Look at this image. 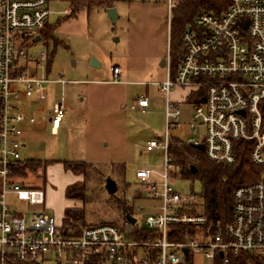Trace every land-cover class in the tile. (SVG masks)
<instances>
[{
  "label": "built area",
  "instance_id": "built-area-1",
  "mask_svg": "<svg viewBox=\"0 0 264 264\" xmlns=\"http://www.w3.org/2000/svg\"><path fill=\"white\" fill-rule=\"evenodd\" d=\"M49 6L50 0H0V264L46 260L54 264H189L192 252H205L212 262L219 258L222 264L242 254L264 258V119L260 109L264 101V0H231L220 15L200 13L182 37L184 52L174 75L170 54L165 61L166 79L156 85L165 101L166 132L146 147L149 152H163L164 170L136 174L144 192L160 204L143 222L158 236L139 240L129 237L135 225L127 220L122 228L101 224L74 235L45 211H29L28 217L14 211L7 201L12 195L32 207L45 205L42 189L17 182L25 164L23 126L36 123L18 102L22 98L44 100L47 85L66 84L62 75L56 80L38 76L46 53L36 59L29 55L35 39L42 40L49 25ZM112 72V83H121V69L114 67ZM175 88L206 91L204 100L194 105L190 123L194 133L203 132L202 140L193 137L187 144H204L210 161L231 166L236 163L235 144L250 142L251 161L262 170L257 182L235 190L233 221L223 232L213 234L205 216L184 212L193 198L182 196L171 185L172 180L181 179L169 154L171 131L179 128L182 116L179 104L171 99ZM148 107L149 101L141 97L131 109L145 113ZM67 113L64 102L54 104L49 119L53 133L61 129ZM155 175L162 180L160 184L153 182ZM173 225L197 228L196 238L170 241Z\"/></svg>",
  "mask_w": 264,
  "mask_h": 264
},
{
  "label": "rangeland",
  "instance_id": "rangeland-1",
  "mask_svg": "<svg viewBox=\"0 0 264 264\" xmlns=\"http://www.w3.org/2000/svg\"><path fill=\"white\" fill-rule=\"evenodd\" d=\"M114 7L118 19L113 23L104 7L81 8L72 13L66 2L50 3L53 37L34 43L29 55L34 59L41 53L52 57L49 72L45 61L38 76L56 80L62 75L66 84L47 85L44 100L23 98L18 102L23 113L36 119L34 125L23 127L27 147L22 157L41 161L44 166L37 171H23L17 182L25 188L42 189L45 205L32 207L9 195L7 201L14 211H23L30 217L29 211L43 210L61 225L65 210L77 206L84 209L88 224L121 225L123 214L115 197L128 204L138 224H143L160 206L144 192L136 174L140 170L156 174L164 170L163 152H149L146 147L148 142L162 139L166 132L165 101L156 84L165 81L167 75L169 0H131ZM93 60L97 67L92 66ZM115 66L122 69L123 83H111ZM191 93L189 88H175L171 93L172 101L182 111L180 126L171 131V136L185 143L193 137L202 140L203 136V132L196 134L190 129L194 104L187 98ZM141 97L149 101L145 113L131 109ZM61 102L68 108L67 118L54 134L49 119L54 104ZM64 162H85L96 168L88 183L93 191L85 207L82 202L66 198L67 187L82 182L83 176L66 170ZM108 177L118 186L114 196L105 189ZM153 182L160 184L162 180L155 175ZM171 185L182 196H195L192 204L201 211L204 200L199 182L175 179ZM189 264L222 263L219 258L212 262L205 252H192Z\"/></svg>",
  "mask_w": 264,
  "mask_h": 264
},
{
  "label": "trees",
  "instance_id": "trees-1",
  "mask_svg": "<svg viewBox=\"0 0 264 264\" xmlns=\"http://www.w3.org/2000/svg\"><path fill=\"white\" fill-rule=\"evenodd\" d=\"M69 5L72 13L81 8L104 7L111 8L119 2H131V0H63ZM231 0H171V34H170V59L171 71L174 75L177 69L180 56L184 52L182 37L189 25H193L196 17L203 12L220 15L230 6ZM54 28L47 26L42 33V40H49L53 37ZM59 43H56L58 45ZM51 58L47 56V71L51 66ZM205 89L191 93L188 97L189 102L201 103L205 97ZM260 109L264 119V101L260 104ZM253 144L240 141L235 144L236 163L228 166L217 164L210 161L206 155L205 145L194 146L184 143L178 138H170L169 154L173 165L180 172L181 179L191 182H199L202 186V198L204 205L201 211L193 204L189 205L183 211L189 214H200L208 219L213 234L223 232L225 228L233 221V195L235 190L243 185H249L257 182L261 178L262 170L256 166L250 158ZM66 170H73L81 173L83 181L74 183L67 187L66 198L77 202H82L85 207L90 201V186L88 183L92 180V172L95 167L85 163L64 162ZM44 166L41 161L30 160L24 164L20 171H37ZM196 169L193 173L192 169ZM93 191V190H92ZM114 196V195H113ZM195 198V196H191ZM116 205L120 213L123 214L122 224H113L122 228L126 219V214L131 210L128 204L121 198H116ZM98 224V225H101ZM63 228L78 235L83 228L97 226L88 224L84 209L78 207L68 208L64 212ZM197 235V228L184 225L170 226L169 240L172 242H183L186 238H194ZM156 238L158 232H152L144 227L135 225L129 235L132 240L149 237ZM229 264H264V258L253 254H242L233 257Z\"/></svg>",
  "mask_w": 264,
  "mask_h": 264
},
{
  "label": "water",
  "instance_id": "water-1",
  "mask_svg": "<svg viewBox=\"0 0 264 264\" xmlns=\"http://www.w3.org/2000/svg\"><path fill=\"white\" fill-rule=\"evenodd\" d=\"M107 13H108V17L111 19V21L114 23L116 22V20L118 19V15H117V10L115 7H111V8H108L107 9ZM41 41V37H37L35 39V42H40ZM92 66L93 67H97L98 64L96 63L95 60H93L92 62ZM161 66L164 67L165 66V59H163L161 61ZM242 115H244V111L241 112ZM192 172L195 173L196 172V169H192ZM105 189L107 191V193L109 195H115L116 192L118 191V186H117V183L115 182V180H113L111 177H108L106 180H105ZM126 219L127 221H129L132 225H135L137 220L130 214V213H127L126 214ZM185 253H187V251H185Z\"/></svg>",
  "mask_w": 264,
  "mask_h": 264
},
{
  "label": "crops",
  "instance_id": "crops-1",
  "mask_svg": "<svg viewBox=\"0 0 264 264\" xmlns=\"http://www.w3.org/2000/svg\"><path fill=\"white\" fill-rule=\"evenodd\" d=\"M54 1H63V0H50V3L51 2H54ZM93 1H96V0H93ZM64 2V1H63ZM115 6V5H114ZM113 6V7H114ZM107 9V8H106ZM42 41V40H41ZM115 67H119V66H115ZM114 68V67H113ZM120 68V67H119ZM121 69V68H120ZM121 71H122V69H121ZM123 74V73H122ZM122 76V75H121ZM121 78V77H120ZM111 83H112V81H111ZM121 83H123L122 81H121ZM115 84V83H114ZM120 84V83H119ZM23 99V98H22ZM188 99V98H187ZM34 100V99H33ZM36 100V99H35ZM36 101H39V100H36ZM137 101V100H136ZM189 102V101H188ZM192 104H196V102H191ZM193 105V106H194ZM137 110H139V109H137ZM27 115H29V116H33V115H30V114H27ZM34 117V116H33ZM43 121H44V119H43ZM44 122H46V121H44ZM25 125H29V126H31V125H34V124H25ZM24 125V126H25ZM63 125V124H62ZM23 126V127H24ZM50 128H51V124H50ZM62 128V127H61ZM61 130V129H60ZM59 130V131H60ZM23 131H24V129H23ZM52 131V130H51ZM58 131V132H59ZM57 132V133H58ZM53 133V132H52ZM55 134V133H54ZM25 131H24V134H23V142H24V147H23V149H22V151H25V149H26V147H27V144L25 143ZM185 143V142H184ZM24 161H25V163L26 162H28V161H30V160H28V159H23ZM22 177H23V175H22ZM39 189V188H38ZM74 207H77V206H74ZM79 208V207H78ZM15 211H17L18 213L20 212L19 210H15ZM133 214H134V212H133ZM133 214H131L133 217H134V215ZM64 218V217H63ZM135 218V217H134ZM61 225H63V221H62V223H61ZM135 225H138V226H140V227H144V225L143 224H138L137 222H136V224ZM145 228V227H144ZM39 264H54L51 260H46V261H42L41 263H39Z\"/></svg>",
  "mask_w": 264,
  "mask_h": 264
}]
</instances>
